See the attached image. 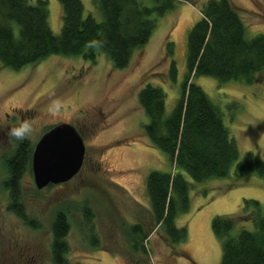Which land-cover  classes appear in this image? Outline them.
<instances>
[{
  "label": "rangeland",
  "instance_id": "374dc122",
  "mask_svg": "<svg viewBox=\"0 0 264 264\" xmlns=\"http://www.w3.org/2000/svg\"><path fill=\"white\" fill-rule=\"evenodd\" d=\"M35 2V0H29ZM48 1V23L54 34L61 27V7ZM83 16L101 20L91 0H81ZM205 0H177L172 9L155 19L148 41L133 51L123 69L98 50L94 61L81 56L52 54L34 64L11 69L0 64V264H52L49 254V223L54 211L69 207V261L74 264H125L112 253L125 246L119 225L120 216L139 217L150 202L146 194V175L153 169L169 171L171 163L164 151L153 146L143 134L149 118L138 105L137 92L145 84L160 86L165 92L164 117L180 94L186 73V37L198 19ZM239 9L248 38L264 34V0H232ZM152 4L151 0L147 1ZM173 43L176 81L163 80L170 57L165 45ZM197 83L220 110L222 121L235 139L240 155L250 151L264 160V72L253 73V81L220 82L210 76H196ZM83 114V119L81 115ZM28 124V130L20 128ZM67 122L82 131L86 162L71 179L37 189L27 168L20 181L22 203L29 218L41 227L24 224L7 210V191L1 183L5 169L1 157L9 153L16 139L26 138L32 145L51 126ZM83 122V128L80 123ZM99 160L103 171L94 169ZM101 168V169H102ZM105 172V170H104ZM190 183L189 209L175 223L185 226L187 239L180 247L186 256H173L153 234L149 236L150 264H219L221 246L211 230L215 215H233L240 211L243 199H256L264 211V177L254 172L236 174L234 165L228 175ZM123 189H125L123 191ZM86 199L96 214L101 245L90 248L84 240L79 202ZM247 225L249 223L239 224ZM236 225L235 231L240 227ZM112 250V251H111ZM111 251V252H110Z\"/></svg>",
  "mask_w": 264,
  "mask_h": 264
},
{
  "label": "trees",
  "instance_id": "16d2710c",
  "mask_svg": "<svg viewBox=\"0 0 264 264\" xmlns=\"http://www.w3.org/2000/svg\"><path fill=\"white\" fill-rule=\"evenodd\" d=\"M61 7V27L54 34L48 23V1L0 0V64L19 69L37 63L49 55L81 56L94 61L102 50L116 69L128 66L133 51L149 39L155 19L174 8L177 0H91L102 18L83 16L81 0H57ZM195 4L196 0H184ZM170 57L163 80L176 81L177 69L173 43L165 45ZM264 72V34L250 38L239 9L232 0H205L199 16L186 37V73L180 83V94L167 117H164L165 92L160 86L145 84L137 92L138 105L148 116L143 134L156 148L169 156V171L153 169L146 175L145 188L149 208L134 219L120 216L119 225L125 246L111 250L125 264H150L149 236L162 242L173 256H186L180 244L187 239L185 226H177L176 217L189 209L190 183L234 172H254L264 177V160L252 152L240 155L235 139L224 125L219 108L194 81L196 76L213 77L220 82L253 81V73ZM80 135L82 131L76 128ZM32 145L26 138L16 139L12 150L1 157L5 169L2 187L7 191V210L31 228L41 227L36 218H29L22 203L20 187L24 171L30 167ZM86 162L84 155L82 166ZM94 169L106 176L99 160ZM102 168V169H101ZM105 170V172H104ZM78 172V173H79ZM53 185V184H48ZM125 189H123L124 191ZM84 240L90 248H99L101 237L96 214L91 204L79 202ZM249 223L247 225H239ZM236 225L240 227L235 231ZM211 230L219 239V264H264V211L258 200L243 199L241 209L233 215H215ZM69 207L57 208L49 223V254L52 264H74L69 261ZM110 251V252H111Z\"/></svg>",
  "mask_w": 264,
  "mask_h": 264
},
{
  "label": "water",
  "instance_id": "95a60500",
  "mask_svg": "<svg viewBox=\"0 0 264 264\" xmlns=\"http://www.w3.org/2000/svg\"><path fill=\"white\" fill-rule=\"evenodd\" d=\"M85 155L84 141L67 122L44 131L33 146L30 167L37 189L65 182L80 170Z\"/></svg>",
  "mask_w": 264,
  "mask_h": 264
},
{
  "label": "clouds",
  "instance_id": "9594fccd",
  "mask_svg": "<svg viewBox=\"0 0 264 264\" xmlns=\"http://www.w3.org/2000/svg\"><path fill=\"white\" fill-rule=\"evenodd\" d=\"M28 124L25 122V123H22L21 125H20V128L21 129H23L24 131H27L28 130Z\"/></svg>",
  "mask_w": 264,
  "mask_h": 264
},
{
  "label": "flooded vegetation",
  "instance_id": "af4514ba",
  "mask_svg": "<svg viewBox=\"0 0 264 264\" xmlns=\"http://www.w3.org/2000/svg\"><path fill=\"white\" fill-rule=\"evenodd\" d=\"M81 117H82V119H83V114L81 115ZM80 125L82 126V128H83V122L82 123H80ZM75 127V126H74ZM75 128H77V127H75ZM77 130V129H76Z\"/></svg>",
  "mask_w": 264,
  "mask_h": 264
}]
</instances>
